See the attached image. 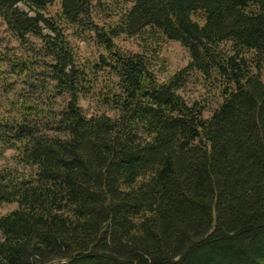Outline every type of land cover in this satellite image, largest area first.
<instances>
[{"label": "trees", "instance_id": "trees-1", "mask_svg": "<svg viewBox=\"0 0 264 264\" xmlns=\"http://www.w3.org/2000/svg\"><path fill=\"white\" fill-rule=\"evenodd\" d=\"M98 1L0 0L24 49L1 59L28 91L0 115V156L12 148L33 170L0 169V206L17 204L0 214V264H264V0H130L112 25L93 22ZM62 25L92 35L95 73L115 81L96 88ZM146 28L188 65L159 81L145 55L117 48ZM192 70L223 87L209 118L179 93ZM93 93L115 118L84 114Z\"/></svg>", "mask_w": 264, "mask_h": 264}, {"label": "rangeland", "instance_id": "rangeland-1", "mask_svg": "<svg viewBox=\"0 0 264 264\" xmlns=\"http://www.w3.org/2000/svg\"><path fill=\"white\" fill-rule=\"evenodd\" d=\"M132 2L130 0H100L92 6V20L99 25H112L119 22L125 13L130 9ZM22 10L27 9L20 6ZM61 6L58 1L47 6L44 11L46 17H56L60 12ZM192 18L202 23L200 13L193 14ZM68 42L70 43L75 61L78 66L84 67L85 70L93 72L95 85L97 89H103L104 86L115 81V77L108 74L107 70L99 69L95 73V67L100 64V56L104 53L101 47H98L93 40L92 35L79 30H73L67 25H62ZM118 49L124 53H140L146 56L150 62L152 70L155 72L159 81H163L172 74L186 67L190 61V55L187 49L178 41L169 40L162 36L157 30L146 28L136 36H120L115 39ZM24 52L17 38L7 29L6 24L0 18V115L10 114L13 116L17 108L16 101L20 100L23 93H28L22 80L12 77L7 73L1 58H7L14 55L19 56ZM6 70V71H3ZM260 77L264 80V68L259 72ZM45 78V76H40ZM43 80V79H41ZM222 85L217 81L204 79L197 71H190L187 75L183 87L179 90L181 96L189 103L196 100L203 102L204 118H209L213 111L220 105L223 100ZM54 108H62L66 102L64 95L51 93ZM84 114L87 116L105 113L112 118L117 115L116 110L110 106L102 104L97 99L95 93L88 96H82L79 101ZM9 168L21 173H31L33 170L25 166L17 157V152L12 148L2 150L0 156V169ZM15 203H3L0 206V214L8 213L15 209Z\"/></svg>", "mask_w": 264, "mask_h": 264}]
</instances>
